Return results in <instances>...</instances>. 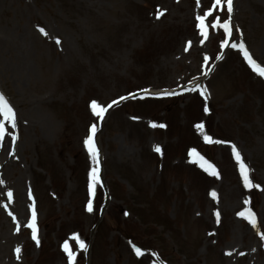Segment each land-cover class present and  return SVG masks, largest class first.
<instances>
[{
  "label": "rangeland",
  "instance_id": "374dc122",
  "mask_svg": "<svg viewBox=\"0 0 264 264\" xmlns=\"http://www.w3.org/2000/svg\"><path fill=\"white\" fill-rule=\"evenodd\" d=\"M213 3L0 0V89L16 119L0 116V264H70L65 242L72 264H264V76L231 47L264 64V0H233L231 36L212 27L229 15L217 6L205 37L196 17ZM195 80L206 87L140 95ZM92 125L98 165L84 143ZM232 145L259 188L244 186Z\"/></svg>",
  "mask_w": 264,
  "mask_h": 264
},
{
  "label": "snow or ice",
  "instance_id": "6c2138e0",
  "mask_svg": "<svg viewBox=\"0 0 264 264\" xmlns=\"http://www.w3.org/2000/svg\"><path fill=\"white\" fill-rule=\"evenodd\" d=\"M197 3H199V0H197ZM225 5H226L227 13L229 14L228 18L223 20V22H221L219 17H216L214 23L212 24V27H214V28L215 27H221L224 29V31L226 33H228L229 36H231L232 24H231V15L230 14L233 11V0H214L212 7H210L207 12H205L203 15H198L196 17V19L199 21V27H200L202 35H204L205 37L208 36V25L205 23L207 17L211 16L213 14V11L217 6L224 7ZM162 14L163 13H158V17H159V15H162ZM40 31L44 32L43 29H40ZM201 42H203V41H201ZM57 43H59L58 40H57ZM223 43L225 45H227L228 41H224ZM231 47L240 49L243 53V56L248 61V63L258 72L259 75L264 76V67H261L259 64H257V62L252 58L249 50L247 49L246 45L243 42L238 43V44L233 43L231 45ZM205 59L207 60V57H205ZM162 94L168 95L170 93H162ZM121 99H124V97H121ZM116 102L117 101H113L112 103L115 104ZM91 107H92L93 113L95 115H97L98 117H102L106 111V109L104 107H102L100 104H98L97 101H95V100L92 101ZM108 107H111V105H109ZM205 110L207 111V108ZM0 113H3L5 119L8 120L12 124L13 127L16 126L15 111H14L13 107L10 105V103L7 101V99L4 97L3 93H0ZM153 126H155V125H153ZM197 127L202 132L204 131V125L203 124H199V125H197ZM91 132H92V135H89L85 139L84 143L87 146L88 151L91 154L93 161L98 165V163H99L98 150H97L96 145H95L94 140H93V136L96 132V125H92ZM4 136H5V127H4L3 123H0V141L3 140ZM15 138L16 137L13 136V141L15 140ZM204 139H205V141H207L209 143L213 142L212 137L207 135V134H205ZM215 142L219 143L220 141H215ZM155 151L161 152L160 146H156ZM232 152L235 156V159L238 162L240 174H241V177L243 179L244 186L246 188H252V187L259 188L260 185H258V184L254 185L253 184L251 176H250L251 170L245 164L239 150L236 148L235 145H232ZM190 155H195V156L199 157L200 166L202 168H204L205 171H208L213 176H217V177L219 176V172L217 171L215 165L210 163L207 159H205V157L201 156L195 148L192 149ZM99 171H100L99 167H94V168H92L91 173H90V177H91L90 188H92L93 190L95 189L96 184L99 183V181H100ZM7 195H8V197H11L12 196L11 191H9L7 193ZM212 195L215 197L216 193L213 192ZM245 203H247V201H245ZM5 207H7V205H5ZM88 210L92 211L91 203H89ZM215 215L217 217H219L220 214L217 211L215 213ZM238 215L246 216V218L252 224L256 223L255 214L251 210H247V212L241 211L240 213H238ZM28 227L32 229L33 238L37 240V243H39V239H38V235H37L38 229H37V225H36V212H35L34 208L32 210V216H31V220L28 224ZM75 238L78 240V243L82 248H86V245L84 244V242L82 240H79V237H75ZM134 250H135L137 255H141V249L140 248L134 246ZM16 251H17V253H19L20 249L17 248ZM64 251L68 254L70 264H72V262H74V259H75V253L71 251L67 242H65V244H64Z\"/></svg>",
  "mask_w": 264,
  "mask_h": 264
},
{
  "label": "bare ground",
  "instance_id": "6f19581e",
  "mask_svg": "<svg viewBox=\"0 0 264 264\" xmlns=\"http://www.w3.org/2000/svg\"><path fill=\"white\" fill-rule=\"evenodd\" d=\"M23 54H24V53H22V55H23ZM22 61H24V60H22ZM25 64H26L25 62H22V65H23L22 67L24 68V70H26V69H25L26 67H24ZM150 93H151V94H153V93L156 94V93H158V92H156V91H150Z\"/></svg>",
  "mask_w": 264,
  "mask_h": 264
}]
</instances>
